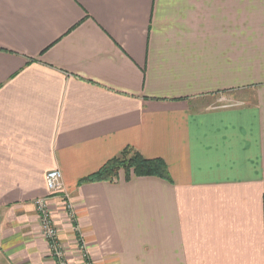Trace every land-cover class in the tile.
<instances>
[{
  "label": "crops",
  "instance_id": "crops-1",
  "mask_svg": "<svg viewBox=\"0 0 264 264\" xmlns=\"http://www.w3.org/2000/svg\"><path fill=\"white\" fill-rule=\"evenodd\" d=\"M127 147L171 182L78 185ZM54 170L68 264H264V0H0V264H55Z\"/></svg>",
  "mask_w": 264,
  "mask_h": 264
},
{
  "label": "built area",
  "instance_id": "built-area-1",
  "mask_svg": "<svg viewBox=\"0 0 264 264\" xmlns=\"http://www.w3.org/2000/svg\"><path fill=\"white\" fill-rule=\"evenodd\" d=\"M45 182L50 196L44 199H38L35 201L36 212L41 224V235L46 240L51 257L55 260V264H68L67 259L64 256L62 248L58 242V231L53 222L51 212L48 207L49 197H58L62 203V207L66 215L68 216L71 224L72 220H75L72 212V206L68 200V196L63 191L62 177L58 170L51 171L46 174ZM79 239L75 236V246L77 247V253L79 260L83 264H91L88 254L84 248V242L79 233H77Z\"/></svg>",
  "mask_w": 264,
  "mask_h": 264
},
{
  "label": "trees",
  "instance_id": "trees-1",
  "mask_svg": "<svg viewBox=\"0 0 264 264\" xmlns=\"http://www.w3.org/2000/svg\"><path fill=\"white\" fill-rule=\"evenodd\" d=\"M125 174V180L130 177H155L166 182H171L168 169L163 160L146 159L131 147L123 149L118 156L107 161L97 172L81 179L78 185L84 183L111 182L118 178V173ZM72 226L77 227L72 220ZM76 238L79 239L76 233Z\"/></svg>",
  "mask_w": 264,
  "mask_h": 264
},
{
  "label": "rangeland",
  "instance_id": "rangeland-1",
  "mask_svg": "<svg viewBox=\"0 0 264 264\" xmlns=\"http://www.w3.org/2000/svg\"><path fill=\"white\" fill-rule=\"evenodd\" d=\"M220 103L223 104V105L226 103L227 106H230V105L232 106V105H238V104H239L238 101H227V102H225V101H223V100H222V102H219V104H220ZM69 254H70V257H73V258H75V257L77 258V257L79 256V255H78L77 253H75V252H72V253L70 252ZM66 259H68V257H67Z\"/></svg>",
  "mask_w": 264,
  "mask_h": 264
}]
</instances>
